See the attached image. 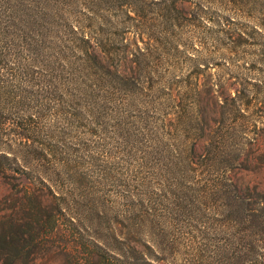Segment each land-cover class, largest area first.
Masks as SVG:
<instances>
[{"label": "rangeland", "instance_id": "1", "mask_svg": "<svg viewBox=\"0 0 264 264\" xmlns=\"http://www.w3.org/2000/svg\"><path fill=\"white\" fill-rule=\"evenodd\" d=\"M234 1L27 0L40 21L21 43L11 35L19 49L0 59V153L45 179L51 206L61 202L77 225L65 219L41 255L138 235L173 262L214 227L227 201L209 161L193 157L194 131L170 122L167 97L196 78L240 89L249 49L232 50L226 31L256 11L246 17ZM17 5L0 0V29L19 20ZM13 174L0 180V208L9 211L28 196Z\"/></svg>", "mask_w": 264, "mask_h": 264}, {"label": "trees", "instance_id": "2", "mask_svg": "<svg viewBox=\"0 0 264 264\" xmlns=\"http://www.w3.org/2000/svg\"><path fill=\"white\" fill-rule=\"evenodd\" d=\"M25 1L16 0L18 5L11 7L19 22L0 29L4 44L0 59L19 49L9 43H21L29 34L26 30L40 21L34 4ZM233 6L242 15L256 11L254 16L244 15L248 21L241 28L226 31L232 50L234 46L249 49L242 59L248 66H242L247 72L242 73L240 89L232 95L224 78H196L184 85V92L169 89L167 97L170 122L181 120L194 131L193 157L209 161L217 176L214 187L227 201L214 227L186 242L185 253L173 262L159 259L158 245L145 238L137 235L127 240L115 234L110 239L78 243L72 249L53 247V254L46 257L41 251L49 239L62 234L65 219L77 230L75 219L61 202L51 206L44 191H52V186L45 179L27 177L18 160L0 153V180L12 173L20 175L13 186L25 189L28 195L10 211L0 208V264H37L39 260L53 261L55 255L63 256L67 264H264V0H236ZM15 33L14 41L10 36ZM54 197L60 196L54 193Z\"/></svg>", "mask_w": 264, "mask_h": 264}]
</instances>
